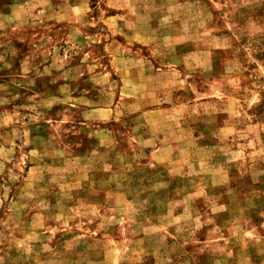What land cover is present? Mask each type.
I'll use <instances>...</instances> for the list:
<instances>
[{"label":"rangeland","instance_id":"374dc122","mask_svg":"<svg viewBox=\"0 0 264 264\" xmlns=\"http://www.w3.org/2000/svg\"><path fill=\"white\" fill-rule=\"evenodd\" d=\"M0 264H264V0H0Z\"/></svg>","mask_w":264,"mask_h":264}]
</instances>
